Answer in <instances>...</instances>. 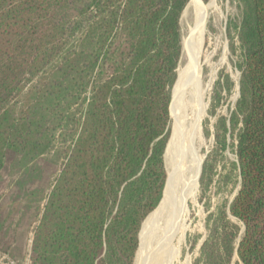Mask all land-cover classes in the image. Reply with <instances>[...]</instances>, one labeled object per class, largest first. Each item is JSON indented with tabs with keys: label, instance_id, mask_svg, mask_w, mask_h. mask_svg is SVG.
<instances>
[{
	"label": "trees",
	"instance_id": "trees-1",
	"mask_svg": "<svg viewBox=\"0 0 264 264\" xmlns=\"http://www.w3.org/2000/svg\"><path fill=\"white\" fill-rule=\"evenodd\" d=\"M187 1L0 0V171L10 149L50 150L53 128L38 117L51 111L46 95L74 99L73 146L36 230L35 264H134L141 224L167 183L168 88ZM241 40L237 160L224 179L244 232L236 246L242 226L219 205L192 264H231L235 252L242 264H264V0H247ZM227 134L224 124L223 151Z\"/></svg>",
	"mask_w": 264,
	"mask_h": 264
},
{
	"label": "rangeland",
	"instance_id": "rangeland-1",
	"mask_svg": "<svg viewBox=\"0 0 264 264\" xmlns=\"http://www.w3.org/2000/svg\"><path fill=\"white\" fill-rule=\"evenodd\" d=\"M191 1L188 0L182 9L175 27L179 44H177L178 57L175 56L174 58L176 64L169 79L168 88L170 95L169 122L164 152L168 178H166V187H168L170 172L175 175V182L179 183L187 178L183 177L192 172L196 161H199L200 158H202V168L198 187L188 201L189 211L185 220L186 229L182 238L179 235L175 237L178 254L174 264L193 263L208 235L207 224L210 213L216 212L219 205H225L227 213H229L228 207L237 191L232 190L231 180L229 178L228 180L224 179V174L227 172V163L237 160L231 147L233 143L230 135L233 131L231 117L241 94V70L238 67V59L243 51L241 30L247 15V0H201L205 6L207 5L205 10L207 15L203 26V42L197 62L195 58L194 60L190 58L192 29L196 20V8ZM212 2L213 5L209 6ZM189 63V67L191 64L192 66L198 64L199 94L202 96L203 111L198 114L191 105L193 86L189 84L185 95L182 147L173 153L168 150L172 129L177 119L174 115L173 93L179 69L181 67L186 68ZM98 69V66L95 67L89 77H97L99 75ZM66 74L68 75L65 76L66 78L60 77L62 81L70 78L71 71L67 69ZM191 74L194 75V73ZM34 81L36 82V79ZM28 84L31 85L32 82L30 81L26 85ZM89 90L90 85L87 96ZM62 91L52 97L46 95L42 108L51 111L43 110L38 114L45 125L53 128L54 136L50 150L36 155L29 148L23 150L10 149L0 171V252L1 250L10 252L16 258L13 259L23 264H35L33 247L36 230L43 217L51 191L56 184V179L69 159L70 148L73 146L72 137L67 129H71L73 125L70 117L74 111V99L67 97L64 94L66 93L65 90ZM52 99L61 102L62 107L59 110L52 107ZM60 111L65 115L64 119L55 118L56 112L59 115ZM197 117L200 118V121L195 129L194 152L191 153L188 149L191 125ZM224 124L228 128V134L227 146L223 151L216 142ZM148 215L141 224L134 264L138 263L140 234ZM228 215L242 226L234 242L237 246L244 232V226L230 213ZM231 264H242L236 252Z\"/></svg>",
	"mask_w": 264,
	"mask_h": 264
},
{
	"label": "bare ground",
	"instance_id": "bare-ground-1",
	"mask_svg": "<svg viewBox=\"0 0 264 264\" xmlns=\"http://www.w3.org/2000/svg\"><path fill=\"white\" fill-rule=\"evenodd\" d=\"M191 2L196 8V20L195 26L192 29L193 38L191 39L192 51L190 58L191 60L195 58L197 62V57L199 56L203 42V20L207 5L205 6L201 0H192ZM211 5H213V2L209 4V6ZM189 65L190 63L186 68L181 67L179 69L178 79L173 93L174 115L177 119L168 144V150L173 153L182 147L185 95L188 91L189 84L193 86V94H191L190 99L191 105L198 114H201L203 111L202 96L199 94L198 64L194 66L191 64V67ZM191 73H194V75ZM199 121L200 118L197 117L191 125L190 146H188L191 153L194 152V133ZM201 162L202 158L196 161L195 168L192 172L183 177L187 178L179 183L175 182V175L170 172L166 193L164 190L163 198L159 206L148 215L142 226L137 264H174L178 254L175 235L177 233L182 238L186 229L185 220L189 211L188 201L198 187ZM177 229H179L178 232Z\"/></svg>",
	"mask_w": 264,
	"mask_h": 264
},
{
	"label": "built area",
	"instance_id": "built-area-1",
	"mask_svg": "<svg viewBox=\"0 0 264 264\" xmlns=\"http://www.w3.org/2000/svg\"><path fill=\"white\" fill-rule=\"evenodd\" d=\"M0 264H23V263H19L8 254L0 252Z\"/></svg>",
	"mask_w": 264,
	"mask_h": 264
},
{
	"label": "water",
	"instance_id": "water-1",
	"mask_svg": "<svg viewBox=\"0 0 264 264\" xmlns=\"http://www.w3.org/2000/svg\"><path fill=\"white\" fill-rule=\"evenodd\" d=\"M206 15H207V13H205V17H204V20H203V26L205 25V22H206ZM201 168H202V165H201ZM200 173H201V170H200ZM199 177H200V174H199ZM198 180H199V178H198ZM179 231V229H177V232ZM176 235H177V233H176ZM176 235H175V237H176Z\"/></svg>",
	"mask_w": 264,
	"mask_h": 264
}]
</instances>
